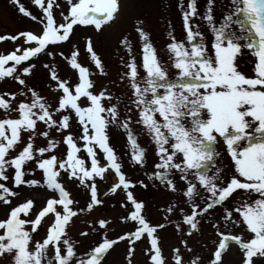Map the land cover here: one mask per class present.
<instances>
[{
  "label": "snow or ice",
  "instance_id": "obj_1",
  "mask_svg": "<svg viewBox=\"0 0 264 264\" xmlns=\"http://www.w3.org/2000/svg\"><path fill=\"white\" fill-rule=\"evenodd\" d=\"M232 2V11L221 24L214 22L211 7L203 17L213 33L209 49L199 26L191 24V19L197 14L195 0H188L186 9L181 0L186 39L178 41L172 37L167 45L170 53L167 64L158 59L148 34L138 27L145 75L139 77L135 58L128 63L126 75L135 98L133 104L138 111L137 122L147 129L156 146L158 163L154 165L156 171L151 176L172 191H176L171 179L174 172L179 173L180 179L185 181L184 195L191 203V211L183 215V222L189 225L190 231L197 229L198 216L207 215L217 206L223 207L238 191L242 192L245 198L237 206L224 208L223 220L225 224L242 223L254 235L244 241L240 235L218 230V246L212 264H222V252L230 242L239 245L243 251V264H253L254 256H264V0ZM33 3L43 13L39 19L41 30L38 33L25 31L10 37L0 36V40L23 38L25 44L34 45L0 55V79L12 77L21 85L26 82L19 71L28 75L34 68L30 62L32 58H38L41 54L54 56L55 53L48 50L49 46L69 41L74 25H90L100 30L119 8L118 0H67L69 10L66 15L61 12L63 22L57 24L52 0H48L47 6L43 0H33ZM209 3L211 5L212 0ZM19 11L34 21L38 20L22 4ZM122 43L131 52L128 40ZM85 47L103 73L102 61L94 51L90 37L86 39ZM244 49L250 50L256 58L254 76L246 75L239 68L238 57ZM59 55L63 57L64 53L60 52ZM78 55L79 50L75 49L70 57H65L77 72L76 84L71 85L68 80L60 79L55 65L49 71L51 80L56 82V88L61 93L55 107L29 88L30 101H20L15 109L18 118L0 119V202L10 204V197L17 195L7 186L9 180L15 186L40 184V181L24 178L28 162H33L36 168L42 170L46 188L58 193V196L47 199L34 219L21 218V214L27 217L31 213V199L10 208L7 218L0 220V256H11L13 264H72L73 261L75 264H101L105 253L117 241L105 237L88 252L77 256L74 243L67 238L66 232L71 218L77 215L72 207L75 202L59 182V176L63 170L69 178L77 179L89 189L90 203L87 208L91 210L103 203L98 198L95 179H103L106 172L113 170L117 180L109 191L116 193L121 190L126 194L132 210L122 219L137 224L133 232L124 233L117 239L128 240V255L131 257V245L146 236L150 243L147 251L152 264H164L157 236V229L164 225H152L142 214L144 203L137 200L130 190L134 184L122 171L115 149L109 143L107 126L115 123L124 128L132 148L131 158L141 166L145 163V150L131 132V116L121 121L118 105L105 106L103 103L110 101L111 95L104 90L99 93L91 90L93 83L89 79L88 69L78 62ZM9 61L13 63L6 67ZM22 62H26L27 66H23ZM17 66H20L19 71ZM171 69L175 70V76L170 74ZM7 95L14 100L16 94ZM81 98L87 104H82ZM0 108L6 112L13 110L11 101L4 96H0ZM61 112L75 114L80 125L79 137L69 130L70 115H60L58 120L54 118ZM38 122H42L48 130L40 131ZM53 129L67 133L63 135V143L67 146L63 158L54 154L59 142L50 138V130ZM24 132L28 133L26 143L22 137ZM37 134L46 138V147L35 145ZM220 140L224 142L238 174L227 180H222V170L216 166ZM22 143L24 146L12 156L11 152ZM97 149L103 152L107 161L104 166H100L97 159ZM81 150L86 152L90 165L78 155ZM9 169L13 170L11 176ZM201 191L207 194L203 207L195 202ZM253 196L255 199H252ZM167 211L172 212L173 208L169 207ZM180 211L183 213L184 210ZM234 213L238 214V220ZM49 214L54 217L53 222L42 240L35 241L33 245L32 234L38 231ZM98 223L105 228L108 221L101 219ZM81 235L86 236L87 233ZM50 248L54 252L51 258L48 255ZM173 259L175 264H183L178 249L174 250ZM198 260V257L195 258L191 264H198Z\"/></svg>",
  "mask_w": 264,
  "mask_h": 264
},
{
  "label": "rangeland",
  "instance_id": "obj_2",
  "mask_svg": "<svg viewBox=\"0 0 264 264\" xmlns=\"http://www.w3.org/2000/svg\"><path fill=\"white\" fill-rule=\"evenodd\" d=\"M43 2L47 6L48 0H43ZM52 3L54 19L57 24L62 23L61 12L66 15L69 10L67 0H52ZM187 3L188 0H183L185 9ZM195 3L197 14L191 19V24L199 26L205 42L211 49L213 33L203 17L211 7L214 22L219 25L223 22L224 17L232 11L233 2L232 0H212L210 5L209 0H195ZM21 4L32 15L37 16L38 20L34 21L30 16L22 14L19 11ZM119 4L117 13L100 30L90 25H74L69 41L61 42L58 46H49L48 50L53 51L54 56L41 54L38 58H32L30 62L34 65V68L30 74H23L22 71H19L20 66H17L19 75L26 82L25 85L19 84L12 77L0 79V96L10 100L13 109L6 112L3 108H0V119L18 118L19 114L15 109L20 101H30L29 88L34 89L50 105L55 107L57 97L61 93L56 88V82L51 80L49 71L52 65H55V71L60 79L68 80L71 85L76 84L78 82L77 72L70 67L65 57H70L71 52L78 49V62L88 69L89 79L93 83L91 90L94 93L104 90L111 95L112 99L110 101L105 100L103 103L105 106L118 105L121 121L129 115L131 116V132L139 146L145 150V163L141 166L131 158L132 148L124 128L115 123L107 126L108 140L115 149L118 162L122 165V171L125 173L126 178L134 184V187L130 190L137 200L144 203L142 214L152 225H164V227L157 229L158 244L164 257V264H175L173 257L174 250L177 249L182 256L183 264H191L197 257L199 258L198 264H212L218 246V230L240 235L244 241L250 240L254 235L242 223L225 224L223 220L224 208L231 209L237 206L245 196L238 191L223 207L217 206L210 210L207 215L198 216L197 229L190 231L189 225L183 222V215L191 211V203L184 195L185 181L180 179L179 173L174 172L171 179L176 185V191H172L151 176L156 171L154 165L158 163L156 146L147 129L137 122L138 111L133 104L135 98L130 79L126 75L129 71L127 65L133 58H135L139 77L145 75L142 67V42L137 32L138 27H142L148 34L158 59L165 64L169 62L170 53L167 45L171 42L172 37L174 36L178 41L186 39L180 7L181 0H119ZM42 16L41 8L35 5L33 0H18V2L17 0H0V36L10 37L25 31L38 33L42 28V24L39 22ZM89 37L93 42L94 51L102 61L103 73L96 67L91 55L86 51V39ZM125 39L128 40L131 46V52L122 43ZM27 46L34 45L31 43L25 44L23 38H18L15 41L6 38L0 40V55ZM60 52L64 53L63 57L59 55ZM255 60L256 58L251 51L244 49L238 57L240 70L248 76H254ZM12 63L10 62L6 67L11 66ZM22 64L27 66L26 62H22ZM45 65L49 67L46 68ZM170 74L175 76V70L171 69ZM10 93L16 94L14 100L7 95ZM81 103L87 104V101L81 98ZM129 109H131V112H129ZM60 115L71 116L69 130L75 137H79L81 134L80 125L75 114L61 112L54 118L58 120ZM37 127L40 131L48 130L42 122H38ZM66 134L56 132L54 129L50 130V138H54L59 142L54 150V154L58 158H63L66 154L67 146L63 143V135ZM22 137L24 143H26L28 133H22ZM34 143L38 147L47 146L46 138L39 134L34 138ZM23 146V143L18 145L16 150L11 152V155L15 156ZM96 151L100 166H104L107 161L103 152L99 149ZM217 151L220 155L217 157L216 166L222 170V180L238 175L235 172L234 162L227 153L222 140L219 141ZM78 155L90 165L86 152L81 150ZM25 171L24 178L26 180H37L40 181V184L36 186L28 184L15 186L9 180L7 186L17 195L10 197V204L0 202V220L7 218L11 207H15L27 199L33 201V209L29 216L24 217L21 214V218L34 219L35 214L45 205L48 198L58 196L56 192L46 188L43 181V172L36 168L33 162H28L25 165ZM8 174L11 176L13 170L9 169ZM116 180L117 177L113 170L106 172L103 179L99 177L95 179L98 198L103 203L89 210L87 208L88 203H90L89 189L80 184L77 179L69 178L68 173L61 170L59 182L70 192L72 200L75 202L72 207L77 211V215L71 218L69 225L66 227L67 238L74 243L78 257L88 252L106 237L117 242L105 253L101 264H129V260L131 264H152L150 254L147 251L150 249V243L146 236L131 245L133 248L131 257L128 255L130 247L128 240L117 239L124 233L133 232L137 224L134 221L122 219V217L128 216L132 206L127 201L126 194L123 191L118 190L116 193L109 191ZM206 195L205 192L201 191L195 202L203 207ZM252 199H255V196ZM122 204L125 206L122 207ZM169 207L173 208L172 212L167 211ZM180 209L184 210L183 213ZM234 217L237 220L239 219L238 214L234 213ZM101 219L108 221L105 228H101L98 223ZM53 220L54 217L49 214L42 221L38 231L32 234L33 245L35 241L42 240ZM177 225H180L179 229ZM84 232L87 233L86 236L81 235ZM48 255L49 258L54 255L51 248ZM243 259V251L234 242H230L221 255L222 264H243ZM252 259L253 264H264V256L256 255ZM0 264H13L12 257L7 254L0 256ZM72 264H75V262L73 261Z\"/></svg>",
  "mask_w": 264,
  "mask_h": 264
}]
</instances>
